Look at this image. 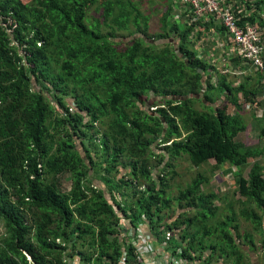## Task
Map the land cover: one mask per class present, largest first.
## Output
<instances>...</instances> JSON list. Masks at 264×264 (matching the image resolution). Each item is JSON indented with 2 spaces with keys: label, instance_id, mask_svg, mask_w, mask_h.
Segmentation results:
<instances>
[{
  "label": "trees",
  "instance_id": "trees-1",
  "mask_svg": "<svg viewBox=\"0 0 264 264\" xmlns=\"http://www.w3.org/2000/svg\"><path fill=\"white\" fill-rule=\"evenodd\" d=\"M144 2L0 0V264H137L140 226L190 264H249L238 217L264 262V76L221 73L192 39L213 22L171 21L173 0L152 22ZM180 157L238 169V213L218 217L202 174L171 198Z\"/></svg>",
  "mask_w": 264,
  "mask_h": 264
},
{
  "label": "built area",
  "instance_id": "built-area-1",
  "mask_svg": "<svg viewBox=\"0 0 264 264\" xmlns=\"http://www.w3.org/2000/svg\"><path fill=\"white\" fill-rule=\"evenodd\" d=\"M185 11L184 20L180 22H213L222 25L229 40V48L220 43L217 59L209 64L228 66L244 73H261L264 76V10L263 6L256 8V2L247 0H176ZM254 18L255 21H251ZM234 60L239 61V65ZM264 115V111L260 116ZM156 242V240H152ZM169 240L163 241V248H167ZM132 245L137 259L144 261V257L155 258L158 250L142 232L141 228L133 232ZM179 252L176 253V255ZM165 264H182L184 259L177 256ZM121 263V262H120Z\"/></svg>",
  "mask_w": 264,
  "mask_h": 264
},
{
  "label": "rangeland",
  "instance_id": "rangeland-1",
  "mask_svg": "<svg viewBox=\"0 0 264 264\" xmlns=\"http://www.w3.org/2000/svg\"><path fill=\"white\" fill-rule=\"evenodd\" d=\"M144 1L145 2H144L143 9L147 13H150L152 18H154V20H151L152 22H157V19L164 11L163 4H161L160 0H144ZM210 37L213 38L212 35ZM211 38L205 37L202 34V36L198 40L194 38V36H192L193 40L196 39V42L194 43L195 45L194 48H196L197 54L200 58H202L201 55L203 54V52H205L204 55L207 60L208 59L215 60V57H216L215 54H213L212 49H209L211 42L209 43L208 40H211ZM211 61L212 60H209V63ZM215 80L216 78H214L213 81L215 82ZM213 81L212 83H214ZM152 102L154 101L151 100V103L149 101L147 102L146 109L150 111L155 110V103H152ZM245 105L246 104L243 105L244 119L248 125L253 124V127L251 128V130H247L244 134H239L238 140L244 141L248 145H255V144H258L260 141L259 127H258V124L255 122V120H253V118L251 117V112H249V109H247ZM196 107L200 108L199 104H196ZM231 110L232 109H229L228 112H231ZM254 115L259 117L260 112L256 110ZM263 141L264 139L262 138L261 142ZM95 148H93V151ZM156 148L157 149H155V152L160 153V151H158V147ZM253 163L251 162V164L248 165L247 170L242 173V176L244 178L247 177L249 168H251ZM259 163L264 165V159L259 160ZM172 165L174 167L173 168L174 175L172 177H169L168 182H167L168 184L167 194L170 195L171 198L176 197L180 191L184 190L191 183V181L196 177L197 174H202L204 177L210 180V184L208 185V187L203 188L202 191L204 193H214V192L219 193L220 201L214 202V204L216 205L218 204L222 210L220 211V214L218 217L221 218L222 215H226L227 212H229L227 211V206H229L230 201L234 202L235 204L234 210L238 213L240 204H238L239 197L237 195V187H236V182H235L237 170L231 169L230 166L228 165V166L222 167L220 170L212 174L211 167L214 165L213 162H210L208 165H205L199 169H196L189 165L185 157H180V158L173 160ZM70 188H71V182H67L65 184V190L69 191ZM174 207H175V204L174 202H172V209H174ZM238 224L240 225L241 231L248 230L249 232H252L251 234L253 235L254 240H255V245H256L255 251L251 253V256L246 257L249 261L248 263L255 264L256 262L257 264H264L262 260L263 254L261 252L262 243H261L260 232L255 231L251 225L244 222L240 217H238ZM3 232L4 230H3L2 224L0 223V236L3 234Z\"/></svg>",
  "mask_w": 264,
  "mask_h": 264
},
{
  "label": "crops",
  "instance_id": "crops-1",
  "mask_svg": "<svg viewBox=\"0 0 264 264\" xmlns=\"http://www.w3.org/2000/svg\"><path fill=\"white\" fill-rule=\"evenodd\" d=\"M254 3L256 2L257 0H247L248 3ZM258 2H256V5H257ZM263 6V10H264V5H260V7ZM173 9L172 11V14H171V21H178L179 19L180 20H184V17H185V11L184 9L181 7L180 4H178L176 2V0H173V7H171ZM213 26V27H211ZM210 26V28H206L207 31H205V33L203 32L202 34L205 36V37H209L211 38L210 36L212 35L213 38H211V40H208V42L210 43L211 42V45H210V48L209 49H212L213 51V54H215V59H217L218 57V54L220 52V43H223L225 45V47L229 48V44H225L228 42L229 40V37L227 35V32H225L224 28H222V25L221 24H218V23H215V24H212ZM264 27V25H263ZM197 28H200L199 26H197ZM201 34V36H202ZM200 36V37H201ZM199 37V38H200ZM199 38H196L199 40ZM195 39V40H196ZM197 40V41H198ZM217 48V49H216ZM205 52H203V54L201 55V57L209 63V60L210 59H206L205 57ZM210 56V54H209ZM209 58V57H208ZM213 67L215 69H217L218 71H220L221 73H231L232 75H236V74H239L240 71L239 70H236V69H232L231 67H224L222 68L220 65L219 66H216V65H213ZM242 72V71H241ZM243 74H249V73H244L242 72ZM262 75V74H261ZM263 76V75H262ZM214 82V81H213ZM215 84V82L213 83ZM264 90V89H263ZM259 106L257 107L256 110H258L261 114L262 111H264V91L263 93H261L259 96H258V100H257ZM247 107V109L251 110V104H248V105H245ZM255 110V111H256ZM251 128H252V125H251ZM231 169H235L237 170L236 173H238V169L236 168H232L230 167ZM251 169V168H249ZM220 170V169H219ZM247 170V169H246ZM245 170V171H246ZM218 171V170H217ZM248 175V174H247ZM218 205V204H217ZM149 239L150 241L152 242V244H154L155 246V250H158V253L156 254L155 258H151L150 256H146L144 257V261H140L139 259L136 258V262L137 264H165V262H167L168 260H172V259H178L176 253H175V250L174 252H171V244H169L167 246V248H163L162 244L160 242H154L152 241V238L150 236H148L147 233L143 232ZM243 241H241L242 243ZM163 243V242H162ZM245 252L248 253V248H246V246H243L242 248ZM251 256V252L248 253V257ZM182 258V257H181ZM258 258V256H257ZM184 259V262L182 264H190V261L185 257H183ZM121 262V263H120ZM119 264H125L124 262V259H122L121 261H119ZM226 264H232L231 261L227 262ZM254 264V263H252ZM255 264H257L255 262Z\"/></svg>",
  "mask_w": 264,
  "mask_h": 264
},
{
  "label": "clouds",
  "instance_id": "clouds-1",
  "mask_svg": "<svg viewBox=\"0 0 264 264\" xmlns=\"http://www.w3.org/2000/svg\"><path fill=\"white\" fill-rule=\"evenodd\" d=\"M139 228H141L142 232H145V231L143 230L142 226H140ZM135 232H136V230H135ZM147 234H148V236L150 235L149 233H147Z\"/></svg>",
  "mask_w": 264,
  "mask_h": 264
}]
</instances>
